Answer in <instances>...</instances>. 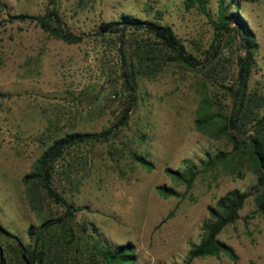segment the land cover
I'll return each mask as SVG.
<instances>
[{
    "label": "rangeland",
    "instance_id": "374dc122",
    "mask_svg": "<svg viewBox=\"0 0 264 264\" xmlns=\"http://www.w3.org/2000/svg\"><path fill=\"white\" fill-rule=\"evenodd\" d=\"M189 1L0 0V243L10 263L23 264L19 241L34 248L40 227L53 221L45 234L46 264H106L98 245L115 250L129 243L134 264H187L192 246L203 239L209 209L228 192L256 185L246 167L242 174L223 165L207 169L209 157L233 145L196 126L202 104L214 116L228 115L232 107L239 38L232 32L216 42L215 23L223 12H235L237 2L227 0L222 8L220 0H211L204 13ZM238 4L258 44L249 92L263 100L261 117L264 0ZM53 10L62 24L52 25L80 42L55 38L35 21H9L10 15L45 17ZM123 15L170 26L197 66L165 63V51L144 31L100 33L101 23ZM111 128L108 140L75 145L57 162L53 185L78 210L68 223H58L66 209L40 182L26 185L25 176L55 140ZM191 165L200 172L191 187L166 172ZM160 185L181 196L163 197ZM219 239L237 261L221 255L191 264H264V213L255 196Z\"/></svg>",
    "mask_w": 264,
    "mask_h": 264
},
{
    "label": "trees",
    "instance_id": "16d2710c",
    "mask_svg": "<svg viewBox=\"0 0 264 264\" xmlns=\"http://www.w3.org/2000/svg\"><path fill=\"white\" fill-rule=\"evenodd\" d=\"M211 0H190V4H198L204 13H207V5ZM227 0H220L222 8ZM236 3V11L226 15L224 12L215 23L216 42H221L226 34L237 33L241 54L237 58V82L235 89H230L232 107L228 115L217 113L216 116L209 114V105L202 104L200 116L196 120L197 129L207 132L213 139H225L233 145L230 152H220L215 157H209L206 163L207 169H215L221 165L228 168L231 174L243 173V168L252 171L257 177V183L249 191L233 190L221 197L214 207H211L210 218L202 225L203 239L199 244L192 246L187 264L197 258L219 257L227 255L237 261L238 256L234 249L219 239L220 234L229 226L240 219V212L244 209L248 199L255 196L258 210L264 213V116H259V110L263 104L261 97L249 92V81L252 74L253 57L258 48L256 35L250 28L245 18L241 15L240 0H231ZM244 18V19H243ZM35 21L43 30L55 38L62 39L68 43H78L82 40L73 34L66 33L61 27H55L52 22L58 25L62 20L57 10L50 11L48 16H29L26 14L10 15L9 21ZM235 23L237 26L233 27ZM128 29L141 30L149 34L157 44L165 51L163 61L165 63L175 62L189 68L197 66L196 57L191 54L181 42L178 35L170 26L162 25L153 21L142 20L131 15H123L119 21L103 22L99 30L101 34H122ZM211 58H214L212 54ZM126 83L130 90H133L132 78L125 75ZM133 103L131 104V106ZM127 121L123 117L119 125ZM118 126V125H117ZM115 126L114 128H116ZM114 128L101 133H72L63 138L57 139L48 147L37 161L34 172L25 176L24 183L38 181L43 185L48 196L66 209V215L57 222L68 223L78 211L69 204L56 190L53 185L54 174L57 162L63 158L65 153L75 145L88 144L108 140ZM251 129L255 130L250 134ZM176 181L191 187L200 172L194 165L186 170L167 169L166 171ZM157 191L166 198L181 196L173 187L160 185ZM53 221L45 222L36 233L34 248L23 245L19 253L23 264H46L50 255V247L45 241L46 231L53 228ZM1 226V224H0ZM1 229V227H0ZM30 235H34L32 230ZM99 253L106 264H134L136 262L133 254V245L118 246L115 250L107 249L98 245ZM12 260V259H11ZM0 264H12L8 260L6 250L0 243Z\"/></svg>",
    "mask_w": 264,
    "mask_h": 264
}]
</instances>
